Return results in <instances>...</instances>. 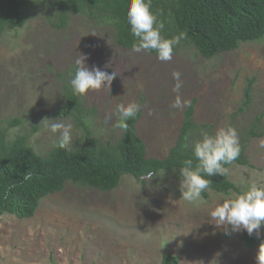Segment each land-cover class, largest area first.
<instances>
[{
	"label": "rangeland",
	"instance_id": "obj_1",
	"mask_svg": "<svg viewBox=\"0 0 264 264\" xmlns=\"http://www.w3.org/2000/svg\"><path fill=\"white\" fill-rule=\"evenodd\" d=\"M84 54L86 66L99 67L117 78L111 89L89 90L86 105L96 110L88 126L95 139L117 141L124 132L117 126V106L135 102L142 118L137 125L149 158L165 159L176 144L184 113L172 107L178 71L183 82L182 100L196 101L197 129L231 126L240 137L264 114V38L240 43L236 51L207 60L193 49H183L170 61H161L146 50H126L113 40L109 26L72 16L65 30H56L40 12H33L27 26L0 37V130L8 138L27 135L42 156L58 146L59 133H52L47 117L71 124L59 115L61 79ZM249 81L252 103L244 112V91ZM108 115L111 123H105ZM19 121L9 128V123ZM264 127V117L262 118ZM264 137L253 140L247 151L251 167L233 164L228 176L241 194L255 183L264 187ZM179 171L153 175L150 180L123 177L112 192L68 184L66 189L41 201L31 219L0 217V264H162L169 253L180 264H258L259 246L246 249L247 230L217 226L210 213L227 197L210 193L208 200L182 199ZM255 234V233H254ZM256 235V234H255ZM264 241V225L260 228Z\"/></svg>",
	"mask_w": 264,
	"mask_h": 264
},
{
	"label": "trees",
	"instance_id": "obj_2",
	"mask_svg": "<svg viewBox=\"0 0 264 264\" xmlns=\"http://www.w3.org/2000/svg\"><path fill=\"white\" fill-rule=\"evenodd\" d=\"M147 2V0H146ZM135 0H0V37L5 32H17L29 23L33 12H40L56 30H65L72 16L82 15L88 20L109 26L118 46L133 50L138 38L127 23L128 12ZM152 11L164 22L162 35L168 39L179 37L173 46V55L183 49L211 60L223 53L236 51L240 43L260 41L264 38V0H151ZM158 56L155 50H146ZM77 67L72 66L59 76L63 103L59 115L72 122L75 145L72 148L56 146L47 156L40 155L30 145L27 135L8 138V130H0V217L9 215L31 219L45 198L63 192L68 184L90 188L102 193L117 189L125 176L140 180L148 172L153 175L179 171L184 161L191 159L193 168L198 163L193 142L202 140V131L194 122L196 101L186 109L176 144L165 159L149 158L145 142L139 137L137 125L142 110L125 121L121 137L113 143L95 139L88 126L96 110L89 108L83 95L74 92L71 79ZM249 81L244 91L240 112L252 103ZM263 115L257 116L249 130L239 140V157L231 164L251 167L246 151L253 140L264 137ZM19 121L9 123V128ZM187 137V139H186ZM187 145V147L185 146ZM30 180H24L26 173ZM205 179L211 181L201 193L205 200L210 193L230 196L241 194V189L228 176L215 174ZM245 248L258 247L263 238L245 234ZM162 264H180L178 257L165 253Z\"/></svg>",
	"mask_w": 264,
	"mask_h": 264
},
{
	"label": "clouds",
	"instance_id": "obj_3",
	"mask_svg": "<svg viewBox=\"0 0 264 264\" xmlns=\"http://www.w3.org/2000/svg\"><path fill=\"white\" fill-rule=\"evenodd\" d=\"M127 23L138 38V42L133 44V51L155 50L161 61H170L173 55V46L178 44L180 38L168 39L162 35L164 22L159 20L158 14L151 8V0H135L128 12ZM84 54H78L75 60L77 66L75 75L70 83L74 92L78 95H85L89 90L98 91L104 87L110 88L112 82L117 78L116 72L109 74L102 71L99 67L89 69ZM173 79L176 81L173 91L177 93L172 107L183 109L186 105L190 106V101L182 100L180 89L183 82L178 71L173 72ZM125 97V96H124ZM117 106V115L120 118L117 126L127 128L125 121L134 117L140 110V105L135 102L124 103L123 98ZM52 133H59L58 147L67 148L71 141V124L57 122L56 119L45 117L41 124H47ZM112 116L108 115L105 123H111ZM202 140L193 142L194 154L198 160L195 168L191 159L184 161V166L180 168L181 177L180 191L182 199L193 202L200 198L201 193L208 189L211 181L205 179L203 174L213 176L220 174L226 176L229 169L224 165L233 163L240 154L239 136L237 130L231 126L218 128L215 135H209L202 131ZM187 139V137H186ZM187 147V145H185ZM264 147V141H261ZM153 172H148L142 179L150 180ZM24 180L31 179V173L24 175ZM211 220L217 226L231 225L234 231L247 230L249 235L259 236L260 228L264 225V187H258L255 183L251 184L250 189L242 194L227 197L222 203L217 204L210 213ZM258 264H264V241L259 245L257 255ZM215 261L212 262L214 264Z\"/></svg>",
	"mask_w": 264,
	"mask_h": 264
}]
</instances>
